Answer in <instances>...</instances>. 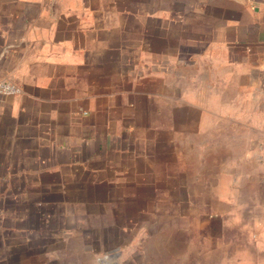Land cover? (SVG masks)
<instances>
[{
  "label": "crops",
  "instance_id": "obj_1",
  "mask_svg": "<svg viewBox=\"0 0 264 264\" xmlns=\"http://www.w3.org/2000/svg\"><path fill=\"white\" fill-rule=\"evenodd\" d=\"M0 78V264H264V0H0Z\"/></svg>",
  "mask_w": 264,
  "mask_h": 264
},
{
  "label": "built area",
  "instance_id": "obj_2",
  "mask_svg": "<svg viewBox=\"0 0 264 264\" xmlns=\"http://www.w3.org/2000/svg\"><path fill=\"white\" fill-rule=\"evenodd\" d=\"M20 92V87L11 80L0 78V97L5 95H15Z\"/></svg>",
  "mask_w": 264,
  "mask_h": 264
},
{
  "label": "rangeland",
  "instance_id": "obj_3",
  "mask_svg": "<svg viewBox=\"0 0 264 264\" xmlns=\"http://www.w3.org/2000/svg\"><path fill=\"white\" fill-rule=\"evenodd\" d=\"M171 211H173V210H171ZM158 212H161L160 210H157V209H155L154 210V213L155 214H157ZM180 214H182V213H177V214H174V213H170V215H167L166 217H165V219L163 220L162 219V217H161V214H160V219L158 220V222L153 226V232H160L162 229H165L166 228V223H167V219L168 218H170L169 219V226L170 227H173L174 229H176V228H179L177 225H172V223H173V220L171 219V218H173V217H177V216H180ZM190 214H186V216H189ZM113 263V262H112Z\"/></svg>",
  "mask_w": 264,
  "mask_h": 264
}]
</instances>
